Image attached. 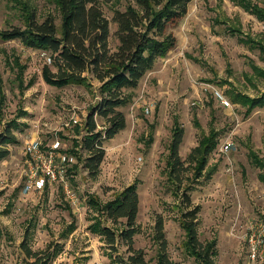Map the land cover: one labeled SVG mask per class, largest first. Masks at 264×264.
Segmentation results:
<instances>
[{
    "label": "rangeland",
    "instance_id": "rangeland-1",
    "mask_svg": "<svg viewBox=\"0 0 264 264\" xmlns=\"http://www.w3.org/2000/svg\"><path fill=\"white\" fill-rule=\"evenodd\" d=\"M95 1L111 21L109 40L114 49L118 40L113 11L124 9L129 1ZM252 1L264 8V0ZM30 9L39 20L51 14L60 26L59 9L51 0H0V30L23 27ZM232 28L239 31L232 33ZM169 30L176 44L131 91V102L118 108L125 114L126 127L104 142L105 156L95 178L81 162L87 155L81 138L84 119L99 99V83L92 79L89 85H50L41 76L42 66L51 64L48 51L0 37V133L10 128L15 137L7 143L10 153L0 163V264H23L20 244L24 239L33 249L56 245L58 252L49 264H114L100 234L91 229L97 210L89 198L104 203L132 183L139 195L134 246L143 250L149 264L155 263L158 251L157 215L164 219L169 256L181 264H201L186 251L187 236L180 223L184 189L193 205L200 207L198 239L204 245L214 241L216 264H264V253L248 260L244 239L250 219L264 214V180L260 179L264 168L248 156L251 150L264 160V107L247 114L225 92L229 84L250 96L264 91V79L252 74L250 65L264 68V60L257 47L241 39L264 43V20L235 0H191L185 16L170 24ZM213 88L224 93L232 107L222 106ZM96 120L102 130L101 119ZM175 125L184 130L179 147L182 159L202 135L211 130L217 135L203 175L191 180L189 170L180 189L169 179V145ZM227 138L231 146L221 153L218 144ZM74 141L79 145L71 162L79 167L71 179L62 173L76 202L66 197L60 178L43 189L23 192L28 146L38 142L48 149L58 142L68 154ZM56 165L65 169L58 157ZM125 250L118 244L120 256H126Z\"/></svg>",
    "mask_w": 264,
    "mask_h": 264
},
{
    "label": "trees",
    "instance_id": "trees-1",
    "mask_svg": "<svg viewBox=\"0 0 264 264\" xmlns=\"http://www.w3.org/2000/svg\"><path fill=\"white\" fill-rule=\"evenodd\" d=\"M24 2L26 0H16ZM60 12V26L55 18L48 14L42 20L35 11L26 12L23 27L12 26L0 30L3 40L18 39L24 45L46 50L50 53L51 64L45 63L41 68L43 80L53 86L62 87L71 83L89 85L92 79L99 83L97 103L90 107L82 124L85 130L81 145L87 155L82 158L83 167L90 177L95 178L105 156L104 142L113 138L126 127V117L118 109L132 100L135 89L143 76L150 71L156 60L164 57L175 46L176 37L170 24H174L185 16L191 0H128L124 9L115 8L112 22L115 23L114 36L118 40L116 48L110 45V23L101 7L95 0H51ZM256 18L264 20V8L252 0H235ZM232 33L239 31L231 29ZM251 47H257L261 59L264 60V43L248 37L241 38ZM252 74L264 79V68L251 63ZM53 67V68H52ZM222 83H228L224 80ZM229 84V83H228ZM225 90L231 102L245 107L250 113L256 107H264V91L250 96L238 92L231 84ZM96 117L102 121V130H98ZM184 130L173 126L169 145L168 166L169 179L180 189L184 175L191 170L193 179H199L207 167V158L217 144L216 133L212 130L202 135L198 143L182 159L179 147ZM15 139L6 128L0 133V163L10 153L7 143ZM148 141H152L150 136ZM74 141L72 154L77 155ZM63 152L61 149H59ZM252 163L264 168V160L253 151H249ZM79 158V156H77ZM187 161V162H186ZM65 175L73 177L79 167L78 162L66 159L63 162ZM210 170H208L209 173ZM264 180V174H260ZM183 191L184 209L181 212V226L187 236L186 251L201 264H216L213 259L214 241L204 245L199 239L196 228L199 205H193L190 194ZM89 203L97 210V218L91 226L93 232L100 234L107 245L110 261L114 264H149L142 249L134 246V236L138 232L137 216L139 211V195L134 183L129 184L114 197L104 203L90 196ZM105 221L111 224H105ZM155 240L158 243L157 257L154 264H181L172 259L167 252V238L164 230V219L157 215L155 219ZM118 244L126 248V256L118 254ZM20 247L24 253L23 264H49L56 256V245L43 249H33L27 239Z\"/></svg>",
    "mask_w": 264,
    "mask_h": 264
},
{
    "label": "built area",
    "instance_id": "built-area-1",
    "mask_svg": "<svg viewBox=\"0 0 264 264\" xmlns=\"http://www.w3.org/2000/svg\"><path fill=\"white\" fill-rule=\"evenodd\" d=\"M215 98L224 107H232L230 101L225 97L224 93L213 88ZM146 111H149L146 108ZM231 146L229 138L220 141L218 144V151L226 153ZM27 152L29 158L27 160V171L25 172V182L23 185V192H29L31 190L43 189L48 182H54L58 178L61 179L63 189L66 197L72 203L76 202L77 197L74 191L69 187L68 181L63 177L62 168L56 169V159L58 157L59 163L68 159L71 161V157L59 150L58 142L50 146L48 149L40 146L38 142H32ZM244 239L247 244V257L248 260L254 261L264 253V214L259 217H253L250 219L247 225V230L244 234Z\"/></svg>",
    "mask_w": 264,
    "mask_h": 264
}]
</instances>
